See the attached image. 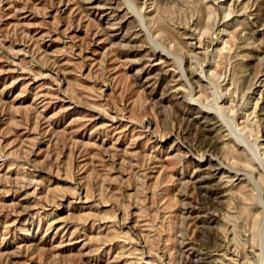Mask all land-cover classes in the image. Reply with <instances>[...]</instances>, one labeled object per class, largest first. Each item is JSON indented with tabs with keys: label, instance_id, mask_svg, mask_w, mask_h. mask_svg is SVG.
I'll return each mask as SVG.
<instances>
[{
	"label": "rangeland",
	"instance_id": "rangeland-1",
	"mask_svg": "<svg viewBox=\"0 0 264 264\" xmlns=\"http://www.w3.org/2000/svg\"><path fill=\"white\" fill-rule=\"evenodd\" d=\"M262 162L264 0H0V264H264Z\"/></svg>",
	"mask_w": 264,
	"mask_h": 264
},
{
	"label": "bare ground",
	"instance_id": "bare-ground-1",
	"mask_svg": "<svg viewBox=\"0 0 264 264\" xmlns=\"http://www.w3.org/2000/svg\"><path fill=\"white\" fill-rule=\"evenodd\" d=\"M139 19L142 21V23H143V26L144 27H146L145 26V20H144V17L143 16H141L140 14H139ZM159 47L157 46V49H158ZM162 52V56H164V57H166V58H171V56L173 55L172 53H170L169 51H167L166 49H164L163 48V50H161ZM163 52H166L165 54L163 53ZM160 53V52H159ZM172 58L175 60L176 59V56H172ZM178 62H179V65H180V69L182 70V74L185 76V78H186V81L187 82H190L191 81V74H192V68H191V65H189V66H187L186 64V62H187V60L185 61L183 58H178V59H176ZM189 90H190V94H191V100L194 102V101H199L198 99H196V98H194L193 96H194V91H195V88H194V86L190 83V87H189ZM197 103V102H196ZM201 104V103H200ZM200 107H207V109H210V110H215V111H217L218 113H220L222 116H224L226 119H227V113L225 112V110L223 109V107L222 106H219V104H218V102H216L215 104H213V106H211V107H208V106H206V105H203V103H202V105H200ZM225 119V120H226ZM227 122V121H226ZM233 122V121H232ZM232 124V123H231ZM233 125V124H232ZM234 128V127H233ZM262 163H264V162H262ZM261 164V163H260Z\"/></svg>",
	"mask_w": 264,
	"mask_h": 264
}]
</instances>
